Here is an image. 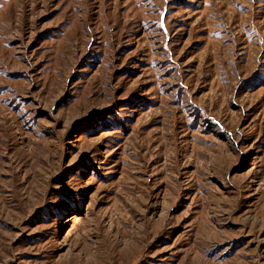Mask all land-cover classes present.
<instances>
[{"label":"rangeland","instance_id":"obj_1","mask_svg":"<svg viewBox=\"0 0 264 264\" xmlns=\"http://www.w3.org/2000/svg\"><path fill=\"white\" fill-rule=\"evenodd\" d=\"M0 264H264V0H0Z\"/></svg>","mask_w":264,"mask_h":264}]
</instances>
